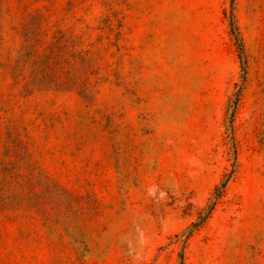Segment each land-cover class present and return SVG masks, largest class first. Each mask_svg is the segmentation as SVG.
I'll list each match as a JSON object with an SVG mask.
<instances>
[{
	"label": "rangeland",
	"instance_id": "1",
	"mask_svg": "<svg viewBox=\"0 0 264 264\" xmlns=\"http://www.w3.org/2000/svg\"><path fill=\"white\" fill-rule=\"evenodd\" d=\"M0 264H264V0H0Z\"/></svg>",
	"mask_w": 264,
	"mask_h": 264
},
{
	"label": "trees",
	"instance_id": "2",
	"mask_svg": "<svg viewBox=\"0 0 264 264\" xmlns=\"http://www.w3.org/2000/svg\"><path fill=\"white\" fill-rule=\"evenodd\" d=\"M233 30H234V28L231 27V34H232V36L234 37V41H235V42H238L239 40H238V38H237V34H236ZM224 183H225V182H222V183L220 184L219 187H216V188L214 189V192H213V198H216V197L218 196L219 188L223 187V186H224ZM210 208H211V207H210V205H209V206L207 207V209H206L207 213H208V210H209ZM203 219H204V216L201 217V218H199V221H198V222L193 223L192 226H191V228L188 229L187 234H190L191 231H192V228H194L195 226H197V225H198Z\"/></svg>",
	"mask_w": 264,
	"mask_h": 264
}]
</instances>
